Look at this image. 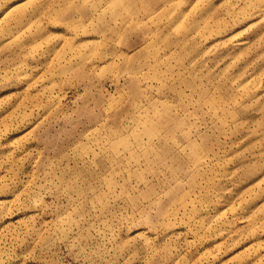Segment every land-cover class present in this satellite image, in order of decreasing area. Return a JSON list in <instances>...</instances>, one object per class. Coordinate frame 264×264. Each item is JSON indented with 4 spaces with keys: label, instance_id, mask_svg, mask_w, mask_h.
<instances>
[{
    "label": "rangeland",
    "instance_id": "rangeland-1",
    "mask_svg": "<svg viewBox=\"0 0 264 264\" xmlns=\"http://www.w3.org/2000/svg\"><path fill=\"white\" fill-rule=\"evenodd\" d=\"M0 264H264V0H0Z\"/></svg>",
    "mask_w": 264,
    "mask_h": 264
}]
</instances>
